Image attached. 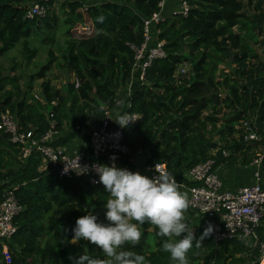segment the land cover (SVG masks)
<instances>
[{
    "label": "trees",
    "instance_id": "16d2710c",
    "mask_svg": "<svg viewBox=\"0 0 264 264\" xmlns=\"http://www.w3.org/2000/svg\"><path fill=\"white\" fill-rule=\"evenodd\" d=\"M34 1L0 0V57L21 42L25 53L30 54L28 40L37 35L42 24L53 30L52 22L58 15L52 7L61 0H50L44 20L31 21L26 15ZM159 1L63 2L60 12H69L63 17L69 29L86 22L79 9L93 4L87 19L93 24L94 34L69 39L61 58V68L74 74L79 89L73 83L66 85L64 97L50 83H43L46 100L40 102L29 93L22 96L17 78L9 79L6 82L14 91L2 93L4 86L0 83V110L14 114L23 130L34 128L35 135L40 136L50 128L45 112L57 102L55 116L50 118L56 121L57 129L64 123L70 125L69 138L58 143L65 146L81 133L90 116L100 123L104 108L121 102L116 91L122 89L130 92L128 112L141 117L136 126L125 129L131 150L128 163L143 158L150 166L165 164L169 174L176 177L180 171L208 160L216 161L215 168L238 163L248 166L258 145L246 144L237 127L246 118H256L259 128L264 129V41L260 43L257 35V31L264 33V0H187L191 10L186 18L170 17L152 25L153 37L165 43L166 58L155 62L141 79L140 72L133 71L134 55L126 44H141L144 20L159 12ZM49 56L51 60L31 77V83L44 79L57 61L52 51ZM186 64L192 65L189 78L177 77L178 68ZM220 65L231 72L225 73ZM224 109H231L232 114L219 126L218 117ZM223 152L230 155L224 157ZM17 157L18 150L9 137L0 133V169L10 170L3 182L0 179V202L4 188L16 185L24 207L16 221V235L4 245L10 263L0 245V264H71L68 257L80 254L106 261L108 258L95 245L83 240L68 243L78 217L91 210L104 220L102 203L108 194L103 186L92 187L86 179L58 180L40 171L38 156L23 160L22 167L13 170ZM54 207L64 210L65 215H49ZM140 230L139 242L125 243L120 250L142 255L144 264H171L169 254L162 249L165 238L155 236L152 225L145 224ZM203 230L198 228L194 237L199 238ZM259 233H264V224ZM257 258V252H251L245 242L216 244L210 234L198 247L194 242L187 253L188 264H249Z\"/></svg>",
    "mask_w": 264,
    "mask_h": 264
},
{
    "label": "built area",
    "instance_id": "2783aa9c",
    "mask_svg": "<svg viewBox=\"0 0 264 264\" xmlns=\"http://www.w3.org/2000/svg\"><path fill=\"white\" fill-rule=\"evenodd\" d=\"M49 2L50 0H35L27 10L26 18L31 21L45 19L50 9ZM92 5L84 4L81 13L87 15ZM158 8V13L144 20L141 44H126L134 55L133 71L140 72L141 79L155 62L166 58L165 43L153 37L152 25L162 23L170 17L186 18L191 10L187 0H160ZM166 9L169 13H166ZM79 87L80 82L76 81L75 89ZM36 99L39 97L36 96ZM129 107L127 98L117 102L115 108L106 109L103 120L85 132L88 141L73 149L58 145L60 134L54 124L47 132L38 136L35 135V129L23 130L17 117L8 111L0 110V133L9 137V141L19 151L21 159L38 156L46 164L44 171L58 180L86 179L92 187L100 188L102 185L98 183L99 177L93 170V165L113 163L150 177L166 174L178 184L179 191L187 197L189 206L186 213L203 216L207 226H213L210 236L216 244L234 240L245 242L251 252L258 254L257 260L249 264H264V233H259L264 223V129L259 128L257 120L244 119L239 125L244 142L258 145L261 149L251 160L252 183L229 190L225 188L214 160L201 162L188 171H180L178 177L169 174L165 164L150 166L143 158H135L128 163L127 157L130 156L131 150L125 138L127 127L120 128L114 120L119 114H128L132 120L129 126H136L141 117L138 114H130ZM223 156L227 157V153L223 152ZM85 166L87 171L80 172V168ZM18 188L16 185H9L3 190L0 202L1 246L11 242L16 235V221L24 212V207L17 197Z\"/></svg>",
    "mask_w": 264,
    "mask_h": 264
},
{
    "label": "clouds",
    "instance_id": "9594fccd",
    "mask_svg": "<svg viewBox=\"0 0 264 264\" xmlns=\"http://www.w3.org/2000/svg\"><path fill=\"white\" fill-rule=\"evenodd\" d=\"M114 121L120 128L132 122L128 114H119ZM80 169L86 172L87 166ZM93 170L103 192L108 194L102 203L104 220H99L91 210L78 217L68 243L86 241L108 259L98 261L80 254L68 257L71 264H144L142 255L120 249L125 243L136 245L142 235L140 228L145 224L153 226L155 236L165 238L162 249L169 254L171 264H188L187 253L194 242L198 247L201 240L212 233L213 226L208 224L199 238L194 237L193 228L185 220L189 206L187 197L166 174L150 177L115 163L93 165Z\"/></svg>",
    "mask_w": 264,
    "mask_h": 264
},
{
    "label": "rangeland",
    "instance_id": "374dc122",
    "mask_svg": "<svg viewBox=\"0 0 264 264\" xmlns=\"http://www.w3.org/2000/svg\"><path fill=\"white\" fill-rule=\"evenodd\" d=\"M65 1L69 2V0H61L60 4L52 7V10H55L56 14L58 15V20L52 22L53 30L51 31L47 30L45 28V25L42 24V28L37 32V35L31 37L28 40V47L30 50V54L25 53L23 42H21L18 45H16L12 51L7 53L4 57L0 58V77L2 78L0 79V83H3V81L9 79L17 78L18 80L17 85L20 88L21 92L23 93L24 87L25 85H28L31 77L38 74L40 69L51 60L49 56V52L52 51L54 53V58L58 60L57 62L51 64V69L44 80H39V81L35 80L36 82L34 81V90L32 92V96L34 97L35 95L36 96L39 95V92L42 91L41 85L43 82H50L55 89L59 90L61 93L64 92L65 94L64 80L63 77L60 76V71H59L61 69V64H62L61 58H62V52L64 51L66 46L65 44L69 39L79 40L81 38H87L94 34L93 24L91 26L90 32H87L88 27H84L85 24L83 23L77 24L75 27L71 29L64 26L63 17L66 16L69 12L62 14L60 12V8L63 2ZM79 12H81L80 9ZM84 17H87V15H84ZM68 31L69 34L67 33ZM257 35L260 43L264 41V33H259L257 31ZM252 47L259 54L262 53V51L260 52L258 51L259 48L258 46L252 44ZM251 63L254 64L255 61L251 60ZM219 68L227 74L231 72V69L225 65H220ZM191 69H192L191 64L180 66L176 72V76L177 77L183 76L184 78H189L188 74L191 72ZM232 78H235V76L232 75ZM4 83H5L3 88L4 91H14V88L11 85L6 84V82ZM116 92H117V99L120 101H124L130 96V92L125 93L122 89H118ZM34 98L36 99V97ZM36 100L42 102L40 97L39 99ZM47 111L53 113V107H48ZM231 112H232L231 109H224L220 113L218 118L219 120H221V123H219V126L223 125V122L231 116L232 114ZM237 129H240V127H237ZM215 139L218 140V136H216ZM1 150H4V148L1 147ZM258 151H261V149H259ZM229 155L230 153H227V157ZM13 170H15V168ZM9 171L10 170L0 169V179L1 178L4 179V175L8 174ZM49 215H53L55 217H63L65 215V211L54 207ZM189 226L193 228V233H195L198 228H201L199 227V225H195V224L192 225L189 224ZM151 232H153V230H151Z\"/></svg>",
    "mask_w": 264,
    "mask_h": 264
},
{
    "label": "crops",
    "instance_id": "0c3cea01",
    "mask_svg": "<svg viewBox=\"0 0 264 264\" xmlns=\"http://www.w3.org/2000/svg\"><path fill=\"white\" fill-rule=\"evenodd\" d=\"M60 4V3H59ZM55 5H58V4H55ZM54 5V6H55ZM168 11V10H167ZM68 12V11H67ZM86 19V22L84 23L85 26L84 27H88L87 29V32H90V29H91V26H92V23L89 22V20L87 19V17H85ZM93 28V27H92ZM90 34V33H88ZM90 37V36H89ZM87 37V38H89ZM81 39H85V38H81ZM2 58V57H0ZM56 59V58H55ZM58 60V59H56ZM57 62V61H55ZM64 70H67L68 71V75H69V78H70V84H74V82L78 81L75 79L74 77V74L70 73L69 70L67 68H61L59 71H60V76L63 77V80H64V87L67 85V80L65 78V74H64ZM47 77V76H46ZM45 77V78H46ZM44 78V79H45ZM0 79H2L0 77ZM44 79H41V80H44ZM31 81V79H30ZM29 81L28 85H25L24 87V92L21 94L22 96L25 95L26 93H29V95H32V92L34 90V82L31 83ZM39 81V80H38ZM6 81H3V86L5 85ZM18 82V81H17ZM36 82V81H35ZM43 83H50V82H43ZM42 83V84H43ZM6 84H9L11 85L9 82H6ZM12 86V85H11ZM18 86V85H17ZM50 86L52 88H54L51 83H50ZM13 87V86H12ZM29 89H31V91H28ZM41 92H39V97L41 98V100L44 102L45 99V95H44V90L42 88V85H41ZM57 90V89H56ZM59 91V90H58ZM65 91V90H64ZM7 92H10V91H4L2 93H7ZM65 97V94L64 92L62 93ZM36 96V95H35ZM34 96V97H35ZM55 104L53 105L52 103V106L53 107H56L57 106V102H54ZM117 104V103H116ZM116 104L112 107H110V109L112 108H115L116 107ZM109 107H106L104 108L105 110L108 109ZM46 117L47 118V121L49 122L50 126L52 124H54L56 126V121L53 119L54 118V113L50 112V111H47L45 112ZM53 118H50L52 117ZM96 120L90 116V118L86 121L85 123V127H84V131L82 130L81 133H79L77 136H75L73 139L69 140L67 143H66V147L68 149H73V148H77L78 146L82 145L83 143L87 142L88 141V137L87 135L85 134V132L87 131H90L92 127H95L96 126ZM79 128V127H78ZM77 128V129H78ZM57 129V128H56ZM59 134H60V142H63L64 140H66L67 138H69L70 136V133H71V128H70V125L67 124V123H64V126L61 128V129H57ZM262 148V146H261ZM264 148V147H263ZM260 149V147L258 146V148H256L255 152H259L258 150ZM17 150V149H16ZM139 159V158H137ZM252 160V159H251ZM23 159H21L20 157V154H19V151H18V157L16 158V167H15V170L16 169H19L22 167V162ZM250 164H251V161H250ZM250 164L248 166H245L243 165L242 163H238V165L236 166H224V165H221L219 167H217L218 169V174L220 176V178L224 181V186L225 188L229 189V190H234V189H237L241 186H244V185H249L251 184L252 182V168H250ZM46 164L44 161L41 160V164H40V171H44V168H45ZM9 173V172H8ZM7 177L6 175H4V178ZM1 181H2V178H1ZM262 183H264V170L262 171ZM185 220L188 224L192 225V224H195V225H199V227L201 228H205L207 226V222L205 220V218L203 216H200V215H197V214H194V213H186L185 212ZM3 254L6 258V262L7 263H10V255L8 253V249L7 247L4 246V249H3Z\"/></svg>",
    "mask_w": 264,
    "mask_h": 264
},
{
    "label": "water",
    "instance_id": "95a60500",
    "mask_svg": "<svg viewBox=\"0 0 264 264\" xmlns=\"http://www.w3.org/2000/svg\"><path fill=\"white\" fill-rule=\"evenodd\" d=\"M64 76H65V78H66V80H67V85H69L70 84V78H69V75H68V71L67 70H64Z\"/></svg>",
    "mask_w": 264,
    "mask_h": 264
}]
</instances>
